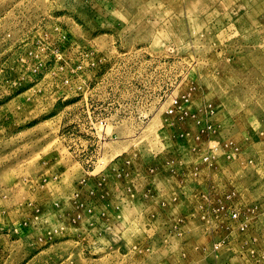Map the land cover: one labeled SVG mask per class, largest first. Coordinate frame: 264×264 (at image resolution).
<instances>
[{"label": "rangeland", "instance_id": "374dc122", "mask_svg": "<svg viewBox=\"0 0 264 264\" xmlns=\"http://www.w3.org/2000/svg\"><path fill=\"white\" fill-rule=\"evenodd\" d=\"M0 264H264V0H0Z\"/></svg>", "mask_w": 264, "mask_h": 264}]
</instances>
